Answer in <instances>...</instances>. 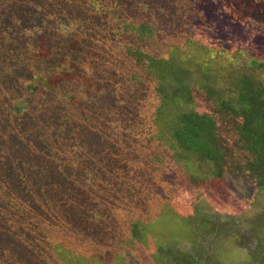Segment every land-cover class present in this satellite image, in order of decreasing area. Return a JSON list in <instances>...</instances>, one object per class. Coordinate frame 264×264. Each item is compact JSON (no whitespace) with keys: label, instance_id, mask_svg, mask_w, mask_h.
I'll list each match as a JSON object with an SVG mask.
<instances>
[{"label":"trees","instance_id":"obj_1","mask_svg":"<svg viewBox=\"0 0 264 264\" xmlns=\"http://www.w3.org/2000/svg\"><path fill=\"white\" fill-rule=\"evenodd\" d=\"M257 22L264 0H0V264H93L107 229L158 233L140 264H264ZM202 164L241 198L177 190Z\"/></svg>","mask_w":264,"mask_h":264},{"label":"rangeland","instance_id":"obj_2","mask_svg":"<svg viewBox=\"0 0 264 264\" xmlns=\"http://www.w3.org/2000/svg\"><path fill=\"white\" fill-rule=\"evenodd\" d=\"M258 6L261 8L260 5ZM252 30H253V33H252L253 35H251V39H250L251 53L247 57V59H244V58L241 59V56H239L237 63H241L242 68L244 67L248 68L249 63L246 64V66H244L245 62H249L253 58L256 59L259 66L253 69L252 73L254 74V77L259 80V82L261 81L264 84V45H263L264 38L262 37V34H261L264 30V25L257 22L256 27L252 28ZM234 55L236 54L234 53ZM175 164L177 165V168H178V171H177L178 174L179 172L182 173V166L184 165L181 163H175ZM208 170H209V166L205 164L197 166L195 170L193 171L191 170L192 173L190 172V174H194L198 177V180L196 183L194 182L192 183L189 179H186V178L179 179L178 177L176 180V177L174 175L171 178V182L172 184L175 182L178 185L177 190L181 188L185 191V193L186 191H190L193 194V197L197 195L204 196V193L206 190L210 192H214L218 190L219 197H220L219 200H227L229 199V197L220 192L229 190L233 196V200L241 198L242 194L245 191V188H243L241 183L232 184L229 180H227L226 183L224 182L220 183L221 185H219V183L210 184V182L206 180L207 176L209 175ZM209 188L212 189L213 191H211ZM251 193H252L251 198L253 196V198L254 199L256 198L257 200V204H256L257 207L255 209L258 211L264 205V195L257 196L256 195L257 192L254 189V187ZM251 198H249V201L247 202V206L252 200ZM256 214L257 213H255V211H253L252 209H246L245 211V215L249 217H256V218L258 217L259 219V217L262 216V215L258 216ZM162 218H164V216H162ZM176 219L177 218H175L173 215H167V218H164L163 222L161 223V227L163 228V230H160L158 228L159 231H162V233L160 234L167 233V237H169L170 235L173 239V242H172L171 239L167 240V238L165 237L163 242L160 240L162 245H165V246L167 245L168 247L174 244H179V242L175 240L174 238V237H176V239L178 238L177 234L174 231L175 225L177 223ZM123 224L125 226V223ZM113 230L115 229H111V232H110V230L107 229L108 234H113L112 233ZM107 232L102 237L97 238V239H93V236L91 235L86 239L81 238L83 240L82 245H85L84 250H87L86 248L87 244H93V246L89 249L90 251H92V254L91 255L88 254L89 257L93 259V264H140L139 259L136 256V253H137L136 250H144L148 252L150 257L152 258L158 246L157 241H159V239L155 238L152 235V234H158V233H156V231L152 232L151 229H149V231L146 233L145 242L140 241L137 238L133 239L130 236V234H127V233H125L124 239L123 238L119 239V238H116L115 236L108 235ZM76 235L77 237H79V230H76ZM148 235L149 236L151 235L150 240L147 239ZM64 242H68V240L65 239ZM97 246H99L98 249L96 248ZM169 248H170L169 256L172 257V255H174L176 257L179 248L177 247H172V248L169 247ZM64 251L67 252L68 248L64 249ZM233 253L234 254H231L230 258L234 259L235 262L237 260H240V261L247 260L246 253H244L243 251H234Z\"/></svg>","mask_w":264,"mask_h":264}]
</instances>
